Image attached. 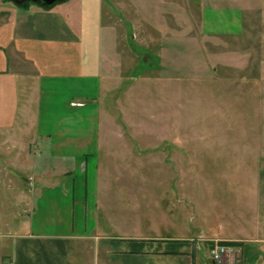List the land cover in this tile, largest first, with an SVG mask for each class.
Returning <instances> with one entry per match:
<instances>
[{
    "label": "crops",
    "instance_id": "crops-1",
    "mask_svg": "<svg viewBox=\"0 0 264 264\" xmlns=\"http://www.w3.org/2000/svg\"><path fill=\"white\" fill-rule=\"evenodd\" d=\"M201 1L200 35L211 41L243 36L246 10H257L249 9L254 0ZM10 2L0 0V229H10L0 230V264H222L211 258L213 241L235 242L243 264H264L262 232L239 234L227 216L208 217L214 240L203 247L180 234L119 224L101 196L98 117L104 93L110 98L120 88L123 68L139 56L129 45L105 44L114 12L110 6L105 23L104 0ZM205 61L214 69V58ZM10 171L32 187L11 186ZM6 195L18 199L17 217L5 214L15 211Z\"/></svg>",
    "mask_w": 264,
    "mask_h": 264
},
{
    "label": "rangeland",
    "instance_id": "rangeland-1",
    "mask_svg": "<svg viewBox=\"0 0 264 264\" xmlns=\"http://www.w3.org/2000/svg\"><path fill=\"white\" fill-rule=\"evenodd\" d=\"M201 4L104 0L105 23L110 6L114 12L105 44L129 45L139 58L123 68L120 88L101 99L98 170L101 196L121 226L143 224L203 240V247L214 240L208 217L215 223L227 216L239 234L264 236V0L246 10L243 36L213 41L200 35ZM208 56L214 69L203 66ZM21 166L27 173L29 164ZM117 174L126 176L117 181ZM9 177L11 186L32 187L11 171ZM3 199L15 205L7 217H17L18 199ZM235 253L223 261L243 264Z\"/></svg>",
    "mask_w": 264,
    "mask_h": 264
},
{
    "label": "built area",
    "instance_id": "built-area-1",
    "mask_svg": "<svg viewBox=\"0 0 264 264\" xmlns=\"http://www.w3.org/2000/svg\"><path fill=\"white\" fill-rule=\"evenodd\" d=\"M203 241V240H200ZM210 255L215 262H220L227 255L230 256L236 251V248L233 244L213 241L210 246Z\"/></svg>",
    "mask_w": 264,
    "mask_h": 264
},
{
    "label": "flooded vegetation",
    "instance_id": "flooded-vegetation-1",
    "mask_svg": "<svg viewBox=\"0 0 264 264\" xmlns=\"http://www.w3.org/2000/svg\"><path fill=\"white\" fill-rule=\"evenodd\" d=\"M11 1H14V2H18V3H23V2H34V3H40V4H48L49 2L53 1V0H11ZM59 0H57L56 2H58ZM55 2V3H56Z\"/></svg>",
    "mask_w": 264,
    "mask_h": 264
},
{
    "label": "water",
    "instance_id": "water-1",
    "mask_svg": "<svg viewBox=\"0 0 264 264\" xmlns=\"http://www.w3.org/2000/svg\"><path fill=\"white\" fill-rule=\"evenodd\" d=\"M56 1H57V0H53V1H51V2H49L48 4H45V5H47V6L52 5V4H54ZM59 1H64V0H59Z\"/></svg>",
    "mask_w": 264,
    "mask_h": 264
},
{
    "label": "trees",
    "instance_id": "trees-1",
    "mask_svg": "<svg viewBox=\"0 0 264 264\" xmlns=\"http://www.w3.org/2000/svg\"><path fill=\"white\" fill-rule=\"evenodd\" d=\"M222 242H224V241H222ZM225 243H229V244H235V242H229V241H228V242H225Z\"/></svg>",
    "mask_w": 264,
    "mask_h": 264
}]
</instances>
